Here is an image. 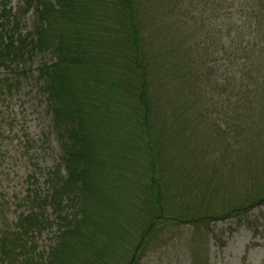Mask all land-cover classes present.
Listing matches in <instances>:
<instances>
[{
    "label": "trees",
    "instance_id": "16d2710c",
    "mask_svg": "<svg viewBox=\"0 0 264 264\" xmlns=\"http://www.w3.org/2000/svg\"><path fill=\"white\" fill-rule=\"evenodd\" d=\"M0 1L2 22L34 15L18 42L1 35L0 68L26 47L54 58L37 73L66 172L50 175L47 196L62 232L39 264H107L128 230L116 213L130 193L134 216L124 220L138 235L128 264L162 223L200 236L264 205V168L251 194L236 192L251 161L264 167V0H21L15 15ZM77 192L78 213H64ZM37 224L28 215L14 239L0 241L2 262L37 264L21 240Z\"/></svg>",
    "mask_w": 264,
    "mask_h": 264
},
{
    "label": "rangeland",
    "instance_id": "374dc122",
    "mask_svg": "<svg viewBox=\"0 0 264 264\" xmlns=\"http://www.w3.org/2000/svg\"><path fill=\"white\" fill-rule=\"evenodd\" d=\"M19 7H22L21 0H8L12 15ZM17 16L6 22L0 21V38L4 33V36H10L18 42L28 35L34 22L33 12ZM12 21H17V27ZM226 43L229 45L230 39L224 38V46L219 47L226 48ZM216 60L220 65L219 74L225 77L224 71L229 68L225 63L226 56L218 55ZM53 61L51 54H31L30 48L26 47L21 57L0 68V241L4 238L14 239L19 221L28 215H37L39 225L33 226L21 238L25 243L24 257L37 264L48 260V253L58 244L62 232L59 215L53 205L47 202V196L51 190L50 175L57 171L56 177L61 180L66 177V172L59 167L62 152L52 129L46 96L37 73L42 64ZM229 71L231 73L232 69ZM231 162H235L234 158ZM251 162H248L249 176L237 187L238 198L247 196L249 192L251 194V181L258 187L262 183L264 167ZM235 175L238 181L245 176L239 173ZM223 179H227L226 176ZM221 184L225 185L226 180ZM243 186L250 188L245 191ZM71 197L73 204L63 201L61 209L66 214L76 215V205L82 206V196L77 192L75 196L70 194ZM217 197L221 198V195ZM218 200L214 201L216 206L228 202L220 201L217 204ZM132 201L130 193L129 198L121 204V210L116 213L119 225L128 230L122 232L123 241L118 246L110 247L107 264H128L130 261L138 234L124 219L134 216ZM95 219L99 232L100 215ZM81 232L95 234L94 240L98 236V232L93 233V227L86 226ZM152 238L153 241L139 256L136 264H193L194 260L198 264H264V205L240 218L213 221L200 236L191 227L162 223ZM0 264L9 262L0 260Z\"/></svg>",
    "mask_w": 264,
    "mask_h": 264
}]
</instances>
